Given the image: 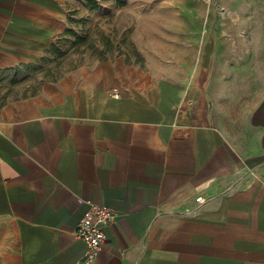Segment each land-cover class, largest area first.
<instances>
[{"label": "crops", "instance_id": "1", "mask_svg": "<svg viewBox=\"0 0 264 264\" xmlns=\"http://www.w3.org/2000/svg\"><path fill=\"white\" fill-rule=\"evenodd\" d=\"M80 1L0 0V264H83L90 204L117 215L91 264H264V86L215 36L182 79L43 77Z\"/></svg>", "mask_w": 264, "mask_h": 264}, {"label": "rangeland", "instance_id": "2", "mask_svg": "<svg viewBox=\"0 0 264 264\" xmlns=\"http://www.w3.org/2000/svg\"><path fill=\"white\" fill-rule=\"evenodd\" d=\"M72 15V39L42 66L43 77L100 64L116 76L130 65L149 79H182L192 74L186 70L200 45L208 48L215 36L224 58L234 51L238 64L220 74L236 81L240 93L264 86V0H83ZM150 24L151 34L144 32Z\"/></svg>", "mask_w": 264, "mask_h": 264}, {"label": "built area", "instance_id": "3", "mask_svg": "<svg viewBox=\"0 0 264 264\" xmlns=\"http://www.w3.org/2000/svg\"><path fill=\"white\" fill-rule=\"evenodd\" d=\"M115 211L99 204H90L84 212L73 233L84 243L83 264H91L96 258L101 246L105 243L104 228L115 221Z\"/></svg>", "mask_w": 264, "mask_h": 264}, {"label": "bare ground", "instance_id": "4", "mask_svg": "<svg viewBox=\"0 0 264 264\" xmlns=\"http://www.w3.org/2000/svg\"><path fill=\"white\" fill-rule=\"evenodd\" d=\"M145 24H148L147 22L145 23ZM154 25V24H153ZM145 26V25H144ZM153 27V26H152ZM146 28V30H147V32L149 33V34H151V31H150V29H151V24H150V26L149 27H145ZM145 32V31H144Z\"/></svg>", "mask_w": 264, "mask_h": 264}]
</instances>
